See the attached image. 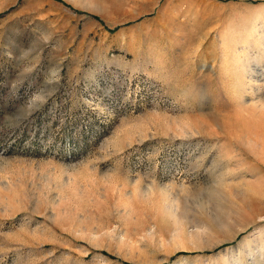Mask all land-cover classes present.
<instances>
[{
	"label": "rangeland",
	"instance_id": "1",
	"mask_svg": "<svg viewBox=\"0 0 264 264\" xmlns=\"http://www.w3.org/2000/svg\"><path fill=\"white\" fill-rule=\"evenodd\" d=\"M0 264H264V0H0Z\"/></svg>",
	"mask_w": 264,
	"mask_h": 264
}]
</instances>
